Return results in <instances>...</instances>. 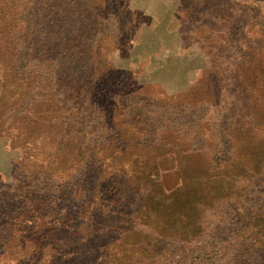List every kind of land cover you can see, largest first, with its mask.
<instances>
[{
    "label": "rangeland",
    "instance_id": "obj_1",
    "mask_svg": "<svg viewBox=\"0 0 264 264\" xmlns=\"http://www.w3.org/2000/svg\"><path fill=\"white\" fill-rule=\"evenodd\" d=\"M91 1L89 8L70 13L62 12L61 5L74 7L78 0H0L2 31L9 37L10 51L17 50L20 57L14 59L17 73L22 71L27 79L23 89L33 87L15 100L6 89L11 80L0 72V252L8 255L3 261L261 264L264 0ZM107 5V21L117 38L123 35L125 20L139 17L126 44L104 41L107 29L102 31L100 22ZM9 20L16 21L11 29ZM90 20L96 21L92 28ZM28 24L39 31L32 44L25 42V30L18 31ZM78 27L84 30L72 34ZM41 42L49 57L40 55ZM93 51L103 58L96 69L104 71L99 81L112 98L96 97L97 106L90 103L91 111L83 117L89 100L69 102V84L57 75L63 76V64L65 71L70 65L73 73L87 75L85 68L97 61ZM45 60L57 67L46 71L55 81L51 89L36 85L26 73L38 68L43 76ZM128 87L136 92L127 94ZM47 89L56 92L64 107L52 104L46 114V119L53 114L61 120L56 128L62 129L63 142L71 129L85 127L83 150L89 142L100 148L90 158L83 153L79 166L49 181L30 176L36 160L30 139L16 144V127L29 133L34 125L33 120L22 122L17 107L34 100L43 106ZM107 113L113 114L112 127ZM127 124L134 127H123ZM94 126L98 135L90 132ZM50 144L49 150H55L60 141ZM107 144L113 146L104 149ZM114 157L126 162L117 165L123 174L136 171L141 162L153 168L156 185L144 191L135 183L109 192L105 166ZM45 183L49 193L35 209L36 190ZM27 218L31 221H21Z\"/></svg>",
    "mask_w": 264,
    "mask_h": 264
},
{
    "label": "trees",
    "instance_id": "obj_2",
    "mask_svg": "<svg viewBox=\"0 0 264 264\" xmlns=\"http://www.w3.org/2000/svg\"><path fill=\"white\" fill-rule=\"evenodd\" d=\"M80 3H78V5H74V7L71 6V4H67V7H64L63 5H61L60 10L62 12H70V13H75L77 12L79 7L85 6L88 7V4L92 3L91 0H87V2L85 1V3L83 2V0H78ZM35 3V2H34ZM117 6V5H115ZM114 6V7H115ZM113 7V8H114ZM32 8V7H31ZM104 10V14L105 16H103L104 21L100 22L101 25V30L104 31L106 30V33H103L104 36V41L106 42V39L111 41V42H115V43H122V44H126L129 40L130 37L132 35V31H133V27L134 24L136 23L137 19L139 18L137 15L133 16L132 20H125L124 26L125 29L123 30V35L121 38H117V36L114 35L113 31H111V27H109L110 23L107 21L109 20V16L111 15V11H109L110 9H108V5L107 8L106 7H102ZM112 8V7H110ZM34 10L38 11V7H34ZM41 12L45 11L47 12V10H44L42 8H40ZM129 16V17H131ZM125 19H127V17H125ZM17 20L19 22V18L17 17ZM45 20V19H44ZM15 22V23H13ZM31 22V21H30ZM38 22H41V20L39 19ZM36 22V20L34 21V23H38ZM127 22V23H126ZM131 22V23H130ZM9 26L10 29L14 26V24H16V21H12L9 20ZM26 23H29V19L26 21ZM96 24L95 20H90L88 23V27H94ZM44 26H47L44 23ZM9 29V30H10ZM25 30V42L32 44L33 42H36V38L39 35V31H37V33L35 32V29L33 28V26H31V24H28V26L26 28L19 27L18 31H22ZM75 30L72 34H74L76 31L78 30H84L82 27H78L77 29H73ZM8 35L5 34L4 31H2V26L0 25V72L8 77L11 80V84L9 87H6V89H9L11 91V97H14L15 100H18L16 98H19L24 94L23 92L28 93L30 90H32V86L29 89H23L24 85H26V82H24L25 80H27L25 77L22 75V71L20 73H17L16 70V65L17 63L15 62V60L17 61L20 57L17 54V50L14 53L13 51H10L9 48V43H7V39H8ZM4 41H6V44L3 45ZM103 41V40H102ZM119 44V43H118ZM40 46H44L43 42H41V44L39 45V50L41 52L40 55H45L47 53L48 57H49V53L47 52V49H45L46 51H44L43 47L42 49H40ZM46 46V45H45ZM3 48L4 50V56L1 57V49ZM38 50V51H39ZM10 52V54H9ZM94 53V51L92 52V54ZM97 56V57H96ZM93 58H96L97 61H93V63L91 64L90 67L85 68L86 72L88 73L87 75H80V72L77 73H73L72 67L69 65L67 66V69L65 71V65L63 64V68L61 69V73L63 74V76L61 77L58 76L60 73L58 72L57 78L60 80L61 78L66 79L67 83L69 84V92H70V96L71 98L67 97V100L70 102L72 101V98H83V99H88L89 101H86L84 104V108L82 111V116L86 117L87 114L91 111V105H95V98H102L103 100H107L112 98L111 96H109L110 94L108 93L110 91L109 88L104 89L105 87L102 86V84H100L101 82L99 80L103 79L102 77V69L97 68V65H99L100 61H103V58L99 55H97V53L93 54ZM15 59V60H14ZM48 61H42V65L43 68L45 70V73L43 74V76L39 73L38 68L31 69L29 71H27L26 73L28 74H32L31 75V81H35L36 85L40 86V83L45 84V86H49V88L51 89V85L50 83L53 82L55 83L53 76L50 75L46 72L47 68H49L50 70L52 69L51 67H54L51 65V63H49ZM26 64H22V67H24ZM36 65V63H35ZM57 68V67H54ZM68 70V71H67ZM99 71L101 72L100 75H96V72ZM105 71H107V69H105ZM67 72V75H66ZM36 76H38L39 78H45L46 81H43L41 79L36 80ZM57 79V80H58ZM18 82V83H17ZM63 82V81H60ZM20 83H22V85H20ZM105 83V81L103 82ZM5 86L9 85L8 83L4 84ZM28 86V85H26ZM62 86V84H61ZM60 86V88H61ZM50 89H47L45 92V95L48 97V101H43L45 104H43V106L41 105V101H40V105L37 104V102L34 100L33 102H29L27 103L23 108L17 107L19 114L22 116V122H29L30 120H33V124L31 125L32 129L29 130L30 132L27 133L28 129L24 130L22 127H16V137H17V141L16 144H22L25 140H29L30 139V147L33 148V154L34 156H36V160L34 161V165L33 167L30 168V176L34 177L35 180L39 179V178H44L45 181H49L50 177L58 172H62V170L67 171L69 169L75 168L76 166H79L82 162V160L84 159V156H88V158L92 157L93 155H96L95 153L100 151L99 145L96 142H89L88 143V147L83 150V143L86 141L87 136L85 135V127H79L78 129H71L70 132L68 133V136L66 138V141L63 142V138L64 135L60 134L61 130L56 128V125L58 123H61V120L58 118V116H53V114H51V116L53 117L52 119H46V114H50L51 112V105L52 104H56V109H64L63 104L59 103V100H57L56 97V92H52L50 91ZM136 91H134L133 89H130L128 87V91L127 94H134ZM61 94V93H60ZM50 95V96H48ZM78 101H75V104H77V109H81L83 107V103L82 101H80V99H77ZM55 101V102H54ZM15 102V101H14ZM14 102H11L12 104ZM38 105V106H37ZM45 106V107H44ZM97 106V105H95ZM22 109V111L20 110ZM69 110V108H68ZM28 111V112H26ZM33 114V117L30 116V114ZM106 116V120L110 122V126L112 127V123L114 124V120H113V114L111 113H107L104 114ZM90 117H87V119ZM44 120V121H43ZM63 122V120H62ZM116 125V124H115ZM113 125V127L115 126ZM124 125V124H122ZM29 126V125H27ZM94 126L91 129V133L96 131V135H98L97 133L99 132V129L95 130ZM123 127H127V128H131L134 127L133 124H127V126H123ZM110 128V127H109ZM116 130H119L117 128H114ZM109 130V129H108ZM29 134V135H23V134ZM95 135V136H96ZM110 136V135H109ZM91 140V139H90ZM58 141H60L59 145H55V150H49V148L52 146L50 143H57ZM113 146L112 144H107V146H104V149H108V147ZM96 148V149H95ZM92 150L91 154L89 153V150ZM95 149V150H94ZM111 149V148H110ZM108 152V151H107ZM110 152V150H109ZM85 154L84 156L82 154ZM104 155V153H102ZM107 154V153H106ZM54 156V158H53ZM107 155L105 156L104 159H106ZM109 158V157H108ZM48 160V161H47ZM41 161H47V162H42ZM119 161V163L117 162ZM120 163H126L124 160L120 159L117 160L114 157V161L112 159L108 160L106 166H105V171L107 174V179H109L107 181V185H105V189H108L109 192H111L113 189H117L120 186H124L125 187H130L132 185V187L135 185V183H138L141 185V188H143L144 191H149L153 188V186L156 185V175L153 176V168H148L147 165H144L141 162L140 167H136L134 168V170L136 171H128L126 174H123V172H121L119 169H117V165ZM130 166V164L128 165ZM114 169L116 170L114 173H110L109 169ZM117 176L120 177V179H117ZM153 176V177H152ZM144 179L143 182L139 183V180ZM113 182H117L119 184V186H112ZM47 184L45 183L44 187H42L41 189H37L36 190V196H35V209L41 207L44 203H45V196L49 193V190L47 188ZM103 184V183H102ZM101 184V185H102ZM49 187V186H48ZM139 187V186H138ZM121 188V187H120ZM44 189H46L47 191H45ZM141 206V205H140ZM34 209V210H35ZM23 222H27V221H31L28 218L21 220ZM12 222V221H11ZM56 222H51L50 225L52 226L53 224H55ZM56 229V226H54ZM52 229V230H53ZM8 255L3 254V252H0V264H5V262L3 261L4 258H6ZM13 264V263H11ZM261 264H264V254H261Z\"/></svg>",
    "mask_w": 264,
    "mask_h": 264
}]
</instances>
